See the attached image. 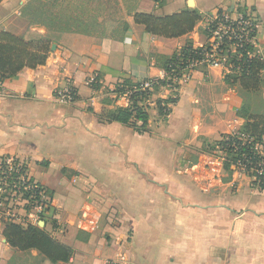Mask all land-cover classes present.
<instances>
[{"label": "crops", "instance_id": "crops-1", "mask_svg": "<svg viewBox=\"0 0 264 264\" xmlns=\"http://www.w3.org/2000/svg\"><path fill=\"white\" fill-rule=\"evenodd\" d=\"M30 1L0 3V32L22 33ZM118 1L127 30L121 22L103 34L58 33L46 64L5 81L0 96V159L26 162L51 197L52 211L39 227L73 251L57 264H264V192L240 172L223 181L221 159L201 153L204 140L245 126L236 111L246 102L255 112L254 93L228 85L218 68L198 66L166 120L156 101L173 90L150 97L145 133L99 119L118 106L117 84L165 78L157 56L171 57L189 42L207 44V24L219 14L237 20L252 12L264 59V0H167L161 8L154 0ZM184 10L202 18L175 39L150 35L134 21L136 13L166 17ZM260 76L264 101V70ZM93 77L100 89L88 83ZM69 86L77 93L72 104L58 97ZM5 225L0 221V264H53L36 250L10 247Z\"/></svg>", "mask_w": 264, "mask_h": 264}, {"label": "trees", "instance_id": "trees-1", "mask_svg": "<svg viewBox=\"0 0 264 264\" xmlns=\"http://www.w3.org/2000/svg\"><path fill=\"white\" fill-rule=\"evenodd\" d=\"M2 1L0 0V3ZM88 1L95 0H87L81 6L72 9V0H31L22 12L21 23L25 27L24 32L21 34L10 31L0 32V80L5 82L25 69H37L46 64L55 41L33 32L32 27H43L47 33L57 34L93 35L106 32L108 28L100 21L102 16L96 12L100 8L94 9L87 6ZM154 2L157 7L161 8L167 0H154ZM116 4L119 5L118 0ZM201 18L202 16L193 10H184L166 17L146 13L134 15L135 23L143 25L148 34L166 39H175L190 34ZM121 25L123 31L129 27L125 22ZM206 33L209 36L207 30ZM230 43L232 44V42L229 44L225 42L224 47L229 46ZM224 49L227 50V48ZM210 51L209 46L196 48L192 42H189L171 57L157 56V62L165 71V78L154 81L151 93L139 91L141 83H133L130 80L117 84L115 93L118 96L133 91L130 103L126 107L117 106L114 110L102 113L99 117L100 121L120 123L139 134L145 133L150 120L148 112L150 106L146 102L150 96L163 87L173 90L167 99L156 101L159 116L166 120L180 97L178 92L180 85L174 81L179 80L185 72L189 71L192 62L201 61ZM248 51H252V47L246 46L238 51L242 55L243 72L239 75L229 74L224 77L228 85L239 83L243 89L254 93L253 103L256 110L252 112V106L249 103H243L236 113L239 118L246 121L245 126L236 133L222 136L218 141L209 143L204 140L201 153L221 159L223 170L228 174V178L223 181L231 180L234 173L240 172L252 179V186L256 191L264 192V156L258 149V146H262L264 154V101L259 97L260 74L264 70V59L260 56L249 58ZM232 61L235 62V59ZM201 66L207 68V65ZM93 87L100 89L99 83H95ZM198 160L199 157H189L191 164H196ZM51 211L52 200L48 196L45 216L50 215ZM3 236L10 247L22 252L36 250L44 259L53 264L67 262L73 255L69 247L55 240L47 229L39 226L8 223L5 225Z\"/></svg>", "mask_w": 264, "mask_h": 264}, {"label": "built area", "instance_id": "built-area-1", "mask_svg": "<svg viewBox=\"0 0 264 264\" xmlns=\"http://www.w3.org/2000/svg\"><path fill=\"white\" fill-rule=\"evenodd\" d=\"M259 26L260 23L252 12L241 14L237 20H233L227 14H219L207 24L206 30L209 33L207 44L199 47L209 46L211 51L206 53L201 61L192 62L189 66V71L185 72L179 80L174 82L181 85L189 81L191 72L201 65L218 68L223 72L224 76L241 74L244 70V64L241 61L242 55L238 53L239 50L250 46L252 51H248L247 56L249 58L261 57L256 45ZM225 42H228V44L232 42V44L230 43L229 46L224 47ZM223 47L227 48V50ZM232 59H235V62ZM154 81L147 80L142 82L139 91L151 93ZM88 83L94 85V83H97V79L93 77L88 80ZM132 92L118 96L114 89L113 94L116 104L118 106H128ZM5 93L4 82L0 80V96ZM58 97L65 103L72 104L76 101L77 93L73 87L69 86L60 92ZM149 99L146 102L147 105ZM258 149L264 156L263 147L258 146ZM47 198V191L33 180L29 165L26 162L13 157L0 159V221L5 224L30 225L28 220H23L20 213L22 211L30 221L33 218L35 224L39 226V223L45 217Z\"/></svg>", "mask_w": 264, "mask_h": 264}, {"label": "rangeland", "instance_id": "rangeland-1", "mask_svg": "<svg viewBox=\"0 0 264 264\" xmlns=\"http://www.w3.org/2000/svg\"><path fill=\"white\" fill-rule=\"evenodd\" d=\"M86 1L87 0H72L71 8L73 9L78 6H81ZM86 5L94 9L100 8L96 12L102 16V18H100V21L103 22L104 26L110 29L109 31H112V28L119 25L124 18L123 13L121 11V6L120 4L119 5L116 4V0H100V2L98 0L92 2L88 1ZM24 30L25 28L23 27L22 32H24ZM34 30L39 31L37 26L35 27ZM39 33H43V32H39ZM44 35L47 36L52 41H55L57 39V33L54 32L45 33ZM258 103L260 105L259 101Z\"/></svg>", "mask_w": 264, "mask_h": 264}, {"label": "water", "instance_id": "water-1", "mask_svg": "<svg viewBox=\"0 0 264 264\" xmlns=\"http://www.w3.org/2000/svg\"><path fill=\"white\" fill-rule=\"evenodd\" d=\"M54 49V48H53Z\"/></svg>", "mask_w": 264, "mask_h": 264}]
</instances>
